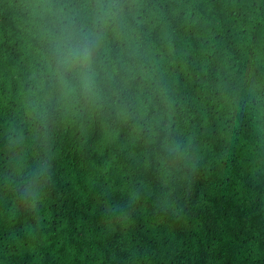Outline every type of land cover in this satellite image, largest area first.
Returning a JSON list of instances; mask_svg holds the SVG:
<instances>
[{"label":"trees","instance_id":"1","mask_svg":"<svg viewBox=\"0 0 264 264\" xmlns=\"http://www.w3.org/2000/svg\"><path fill=\"white\" fill-rule=\"evenodd\" d=\"M0 264H264V0H0Z\"/></svg>","mask_w":264,"mask_h":264},{"label":"clouds","instance_id":"2","mask_svg":"<svg viewBox=\"0 0 264 264\" xmlns=\"http://www.w3.org/2000/svg\"><path fill=\"white\" fill-rule=\"evenodd\" d=\"M91 56L90 44H79L69 47L64 52L60 53V62L64 65L71 64L73 61L82 60V75H83V88L85 91L91 89V66L88 64V59Z\"/></svg>","mask_w":264,"mask_h":264}]
</instances>
